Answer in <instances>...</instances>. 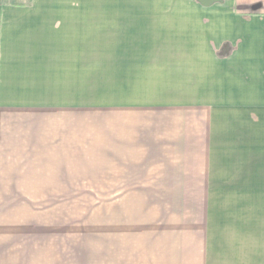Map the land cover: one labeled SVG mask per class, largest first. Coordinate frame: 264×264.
<instances>
[{"label":"crops","instance_id":"obj_1","mask_svg":"<svg viewBox=\"0 0 264 264\" xmlns=\"http://www.w3.org/2000/svg\"><path fill=\"white\" fill-rule=\"evenodd\" d=\"M170 196L253 211L103 200ZM263 206L264 0H0V264H264Z\"/></svg>","mask_w":264,"mask_h":264},{"label":"rangeland","instance_id":"obj_2","mask_svg":"<svg viewBox=\"0 0 264 264\" xmlns=\"http://www.w3.org/2000/svg\"><path fill=\"white\" fill-rule=\"evenodd\" d=\"M169 189H174L169 188ZM170 194H174L170 191ZM115 201V204H130L135 206H149L155 208L160 214L162 221L195 223L200 228L201 236L214 239L217 243L216 251L227 250V237H234L236 232L234 223L247 218L248 207L253 199L237 197H207V198H176L170 196L159 197H136L130 199H103ZM264 215V206H263ZM253 211V210H252ZM255 218L256 214H251ZM254 220V219H253Z\"/></svg>","mask_w":264,"mask_h":264}]
</instances>
